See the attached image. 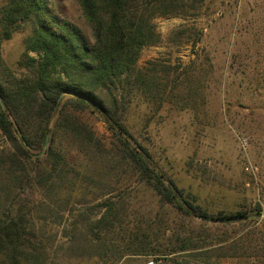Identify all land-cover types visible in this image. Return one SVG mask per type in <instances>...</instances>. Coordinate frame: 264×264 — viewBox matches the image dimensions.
<instances>
[{"label": "rangeland", "instance_id": "1", "mask_svg": "<svg viewBox=\"0 0 264 264\" xmlns=\"http://www.w3.org/2000/svg\"><path fill=\"white\" fill-rule=\"evenodd\" d=\"M50 3L88 36L76 0ZM195 5L186 15L154 19L159 41L142 49L138 65H171L174 90L161 104L142 94L132 98L126 123L189 201L213 212L251 214L241 221L203 220L163 204L134 179L112 181L106 196H86L44 223L46 235L55 234L50 264H264V0ZM27 35L23 26L2 42L7 65L18 60ZM84 119L98 137L109 139L101 120ZM4 143L0 134V147ZM102 198L110 199L115 223L89 232L85 225H95L106 208ZM85 216L81 229L112 255L79 258L67 250L69 231Z\"/></svg>", "mask_w": 264, "mask_h": 264}, {"label": "trees", "instance_id": "2", "mask_svg": "<svg viewBox=\"0 0 264 264\" xmlns=\"http://www.w3.org/2000/svg\"><path fill=\"white\" fill-rule=\"evenodd\" d=\"M76 1L88 36L50 0H0V264H50L55 234L49 238L44 223L86 196H106L112 181L134 179L163 204L203 220L247 218L251 212L244 209L213 212L189 201L126 123L132 98L142 94L161 104L174 90L171 65H138L142 49L159 41L154 19L186 15L198 0ZM23 26L24 49L14 66L7 65L2 42ZM85 115L104 123L108 140ZM102 199L106 208L95 225H85L89 232L115 223L110 199ZM87 219L72 226L67 250L79 258L112 255L81 229Z\"/></svg>", "mask_w": 264, "mask_h": 264}, {"label": "built area", "instance_id": "3", "mask_svg": "<svg viewBox=\"0 0 264 264\" xmlns=\"http://www.w3.org/2000/svg\"><path fill=\"white\" fill-rule=\"evenodd\" d=\"M149 264H153V261H151Z\"/></svg>", "mask_w": 264, "mask_h": 264}]
</instances>
